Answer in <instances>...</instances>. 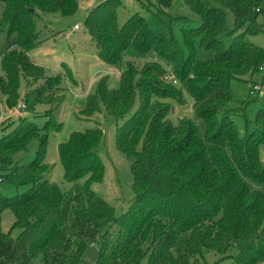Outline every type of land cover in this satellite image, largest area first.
Returning a JSON list of instances; mask_svg holds the SVG:
<instances>
[{
	"label": "trees",
	"instance_id": "16d2710c",
	"mask_svg": "<svg viewBox=\"0 0 264 264\" xmlns=\"http://www.w3.org/2000/svg\"><path fill=\"white\" fill-rule=\"evenodd\" d=\"M172 1L158 3L170 8ZM184 2L202 21L183 27L181 38L171 25L167 35L152 30L139 14L120 25V0L101 2L85 19L98 57L119 72L117 88L103 78L83 113L92 116L103 107L115 119L117 149L131 163L134 197L120 216L92 188L105 173L100 125L74 132L59 146L68 190L46 178L51 117L43 128L24 117L0 138V178L26 188L12 198L0 192V264H30L39 255L45 264H80L92 244L96 264H200L209 254L217 264L264 263V108L242 137L235 117L244 116L248 102L230 106L234 80L261 72L264 87V47L248 39L264 33V0ZM79 7V0H0V30L7 35L0 95L8 109L18 107L22 78L32 83L26 112L51 103L62 74L46 77L31 54L62 33L43 15L70 16ZM226 9L234 13L235 33L227 29ZM224 33L233 36L229 44ZM201 50L214 52L213 58L202 59ZM151 55L156 59L142 67L127 59ZM159 61L172 66L179 87L166 82ZM185 93L193 99L194 118L174 123L170 101L185 105ZM33 139L39 142L35 158L15 163L14 155ZM6 209L16 218L17 238L2 231Z\"/></svg>",
	"mask_w": 264,
	"mask_h": 264
},
{
	"label": "rangeland",
	"instance_id": "374dc122",
	"mask_svg": "<svg viewBox=\"0 0 264 264\" xmlns=\"http://www.w3.org/2000/svg\"><path fill=\"white\" fill-rule=\"evenodd\" d=\"M103 1L106 0H79L80 7L77 13L70 16H63L61 14L43 15L45 22L62 33L48 41L44 47L32 53L31 58L34 55L33 61L43 67L46 77H55L62 74L63 82L60 88L51 94V103L38 104L34 112L18 109L20 105L25 103L24 99L27 92L32 89L31 81L21 79V98L16 108L8 109L4 103L5 97L0 95L3 116L0 120V138L7 136L18 125L20 119L24 117L34 121L40 128L45 127L48 122L47 120L51 117L53 120L47 132L46 158V162L51 166V169L46 174V178L60 186L63 190H68L71 184L65 180V170L60 160L59 146L67 142L74 132H81L88 128H93L97 124L100 125L104 131V139L99 152L104 164L105 173L103 181L94 183L92 188L115 208L116 216H120L127 209L129 201L134 197L132 189L133 177L130 170L131 163L126 155L117 149V126L115 119L107 114L103 107L100 112L92 116L83 113L87 97L95 94L98 83L103 78L110 76L109 85L112 88H117L119 84V72L98 57L97 48L92 42L85 26V19L88 13ZM120 1L121 5L118 9L120 25H123L130 16L139 14L145 18L152 30L167 35L169 33V26L171 25L178 38H181V29L183 27H197L202 21L198 15L192 12L184 0H173L170 8L161 7L158 0ZM226 12L228 20L227 29L230 33H235L236 20L234 13L227 9ZM259 21L261 22L262 20L259 19ZM76 25L80 26V30H75ZM238 33L240 32L236 34ZM222 38L229 44L233 36H227L224 33ZM248 39L257 46L264 47V33L258 36H249ZM6 43L7 35L0 30V55L5 52ZM200 56L205 60L210 59L213 58L214 52L201 50ZM127 59L142 67L146 62L155 60L156 57L151 55L140 58L128 57ZM64 62L66 65L68 64L67 67L63 66ZM159 63L165 67L167 71L166 75L173 73L171 65L166 62L159 61ZM68 68L73 72L71 75L67 72ZM0 75H3L1 69ZM173 76L175 77L174 73ZM261 76L262 73L259 72L253 79L244 78L243 80H234L232 82L235 101L230 104L231 108H238L242 102H248L244 116L237 115L235 117L242 137L253 130L257 112L264 108V99L255 101L249 98L253 84L256 82L260 84ZM115 77L118 79L117 81H115ZM166 82L171 83L169 81ZM176 86L179 87L178 84ZM185 99V105L170 101L174 109L169 118L174 123H177L179 119L184 117L194 118L193 99L187 93H185ZM56 124L62 125L60 132L56 131ZM198 124L202 132H205L206 126L204 121L198 120ZM38 147V140H31L26 150L14 155V162L29 164L35 158ZM262 159H264V152L262 153ZM25 190L26 188H18L8 181L0 183V192L8 198L15 197ZM15 221L16 218L13 212L10 209L4 210L1 220L2 231L6 234L11 233L13 238H17L20 234L19 230L13 229ZM77 244L78 242L74 245V251L78 249ZM97 252L98 247L96 245H89L83 253L80 264H96ZM216 261H218V257L214 254H209L206 257V261L201 260L200 264H217ZM30 264H45L44 256L39 255Z\"/></svg>",
	"mask_w": 264,
	"mask_h": 264
},
{
	"label": "built area",
	"instance_id": "2783aa9c",
	"mask_svg": "<svg viewBox=\"0 0 264 264\" xmlns=\"http://www.w3.org/2000/svg\"><path fill=\"white\" fill-rule=\"evenodd\" d=\"M80 29V26L79 25H76L75 26V30H79ZM175 77L173 76V73H168V75H166L165 76V80L166 81H169V82H171V83H173L174 85H177V84H179L178 82H177V80L176 79H174ZM250 94L253 96V97H256V98H259V99H264V87H263V85H261V84H259V83H255L254 85H253V88H252V90L250 91ZM18 109H20V110H25L26 109V105H25V103H23L22 105H20L19 107H18ZM1 118H3V116L1 117ZM1 120V119H0ZM0 126H1V123H0ZM3 178H0V183H3ZM262 264H264V263H262Z\"/></svg>",
	"mask_w": 264,
	"mask_h": 264
},
{
	"label": "crops",
	"instance_id": "0c3cea01",
	"mask_svg": "<svg viewBox=\"0 0 264 264\" xmlns=\"http://www.w3.org/2000/svg\"><path fill=\"white\" fill-rule=\"evenodd\" d=\"M80 30V29H79ZM34 57V55H32V58ZM65 63V62H64ZM66 64V63H65ZM68 65V64H67ZM72 71V70H71ZM73 73V72H72ZM110 77V76H109ZM118 79L115 77V81H117Z\"/></svg>",
	"mask_w": 264,
	"mask_h": 264
}]
</instances>
